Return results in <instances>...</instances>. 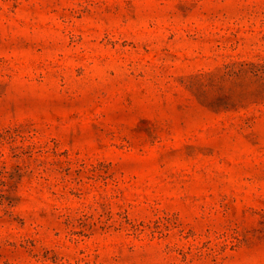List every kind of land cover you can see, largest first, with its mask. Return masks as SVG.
<instances>
[{
  "label": "rangeland",
  "instance_id": "obj_1",
  "mask_svg": "<svg viewBox=\"0 0 264 264\" xmlns=\"http://www.w3.org/2000/svg\"><path fill=\"white\" fill-rule=\"evenodd\" d=\"M0 264H264V0H0Z\"/></svg>",
  "mask_w": 264,
  "mask_h": 264
}]
</instances>
